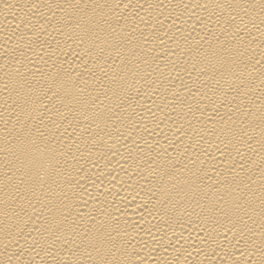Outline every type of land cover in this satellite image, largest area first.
Masks as SVG:
<instances>
[{
	"label": "bare ground",
	"instance_id": "1",
	"mask_svg": "<svg viewBox=\"0 0 264 264\" xmlns=\"http://www.w3.org/2000/svg\"><path fill=\"white\" fill-rule=\"evenodd\" d=\"M0 264H264V0H0Z\"/></svg>",
	"mask_w": 264,
	"mask_h": 264
}]
</instances>
